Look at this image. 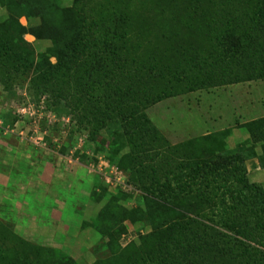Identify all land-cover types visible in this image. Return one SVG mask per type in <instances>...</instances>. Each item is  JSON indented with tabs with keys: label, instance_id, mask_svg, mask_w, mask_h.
Returning a JSON list of instances; mask_svg holds the SVG:
<instances>
[{
	"label": "trees",
	"instance_id": "trees-1",
	"mask_svg": "<svg viewBox=\"0 0 264 264\" xmlns=\"http://www.w3.org/2000/svg\"><path fill=\"white\" fill-rule=\"evenodd\" d=\"M88 1L0 0L9 12L0 21V71L31 74L35 49L20 19L35 20L53 43L35 83L95 133L117 127L113 153L127 150L121 166L132 159L129 184L144 200L122 210L105 234L110 253L92 264H264V187L250 182L246 165L254 149L229 153L231 128L173 145L146 113L169 97L264 78V0L240 9L227 0H101L90 19L81 15ZM244 127L263 140L264 117ZM126 221L151 230L124 244ZM0 264L77 262L0 221Z\"/></svg>",
	"mask_w": 264,
	"mask_h": 264
},
{
	"label": "rangeland",
	"instance_id": "rangeland-1",
	"mask_svg": "<svg viewBox=\"0 0 264 264\" xmlns=\"http://www.w3.org/2000/svg\"><path fill=\"white\" fill-rule=\"evenodd\" d=\"M63 1L73 5V0ZM100 1H88L81 10L83 18H92ZM227 1L240 9L245 0ZM8 15L0 4V21ZM20 22L28 27L25 39L35 49V67L30 75L5 77L0 71V221L33 244L59 249L77 264H92L110 253L105 234L119 227L122 210L141 207L143 195L129 184L132 159L121 166L127 150L113 153L117 127L95 133L92 125L81 123L79 115L64 106L66 101L58 106L57 98L35 83L42 54L53 43L44 38L35 20L22 17ZM146 113L173 145L233 129L227 151L253 148L256 155L246 162L249 180L264 187V137L256 142L244 127L264 117V78L169 97L152 104ZM117 176L122 182L124 176L125 186L112 180ZM125 192L130 197L123 199ZM102 210L107 216L98 227L82 226ZM125 224L124 244L151 230L145 222Z\"/></svg>",
	"mask_w": 264,
	"mask_h": 264
},
{
	"label": "built area",
	"instance_id": "built-area-1",
	"mask_svg": "<svg viewBox=\"0 0 264 264\" xmlns=\"http://www.w3.org/2000/svg\"><path fill=\"white\" fill-rule=\"evenodd\" d=\"M116 172H117V175H118V174L122 175V173H123L122 171H118V169H117ZM122 177H123V179H124L123 182H122V180H121L118 176H117L116 178L112 179V180H113V181H117L118 183H121V182H122V184L125 186V185H126V180H125L124 176H122ZM112 180H109V181H112ZM129 187H130V186H129ZM129 187H128V188H129ZM128 188H127V189H128Z\"/></svg>",
	"mask_w": 264,
	"mask_h": 264
}]
</instances>
